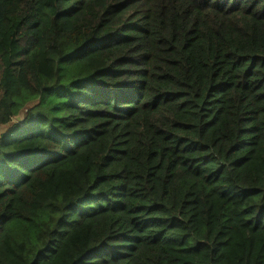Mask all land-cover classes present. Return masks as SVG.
Masks as SVG:
<instances>
[{
  "label": "trees",
  "instance_id": "1",
  "mask_svg": "<svg viewBox=\"0 0 264 264\" xmlns=\"http://www.w3.org/2000/svg\"><path fill=\"white\" fill-rule=\"evenodd\" d=\"M0 126V264H264V0H0Z\"/></svg>",
  "mask_w": 264,
  "mask_h": 264
},
{
  "label": "water",
  "instance_id": "2",
  "mask_svg": "<svg viewBox=\"0 0 264 264\" xmlns=\"http://www.w3.org/2000/svg\"><path fill=\"white\" fill-rule=\"evenodd\" d=\"M26 118V111H22L20 112V114L15 118V120L18 122V123H24V120Z\"/></svg>",
  "mask_w": 264,
  "mask_h": 264
},
{
  "label": "rangeland",
  "instance_id": "3",
  "mask_svg": "<svg viewBox=\"0 0 264 264\" xmlns=\"http://www.w3.org/2000/svg\"><path fill=\"white\" fill-rule=\"evenodd\" d=\"M10 126H0V136L3 134V133H6V132H9L10 131ZM20 136H22L23 134H19Z\"/></svg>",
  "mask_w": 264,
  "mask_h": 264
}]
</instances>
